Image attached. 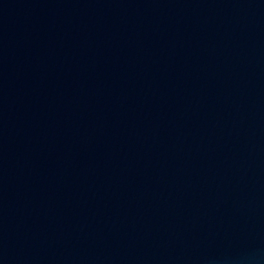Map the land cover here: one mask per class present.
<instances>
[{"label":"water","instance_id":"95a60500","mask_svg":"<svg viewBox=\"0 0 264 264\" xmlns=\"http://www.w3.org/2000/svg\"><path fill=\"white\" fill-rule=\"evenodd\" d=\"M0 264H264V0H0Z\"/></svg>","mask_w":264,"mask_h":264}]
</instances>
